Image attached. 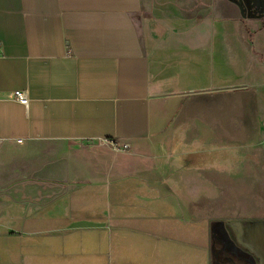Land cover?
Here are the masks:
<instances>
[{
	"label": "crops",
	"instance_id": "crops-1",
	"mask_svg": "<svg viewBox=\"0 0 264 264\" xmlns=\"http://www.w3.org/2000/svg\"><path fill=\"white\" fill-rule=\"evenodd\" d=\"M238 1L233 15L204 0L201 17V0H0L1 264H216L218 242L254 250L214 205L262 177L258 145L235 179L212 159L262 114L264 0Z\"/></svg>",
	"mask_w": 264,
	"mask_h": 264
},
{
	"label": "rangeland",
	"instance_id": "rangeland-1",
	"mask_svg": "<svg viewBox=\"0 0 264 264\" xmlns=\"http://www.w3.org/2000/svg\"><path fill=\"white\" fill-rule=\"evenodd\" d=\"M225 5L233 7V15H239L238 13L244 10L238 0H217L216 6L218 10H225ZM208 7L209 4L201 0L200 6L196 8V13L200 11L201 17H203L204 11L208 10ZM241 15L246 16V13L243 12ZM201 30L209 31L211 28L208 25H204ZM222 30L232 31V27L229 26ZM259 89L260 92L258 97L261 101L260 109L262 114L259 115L258 120H256V126L255 129H253L254 132L244 134L241 130H234L226 139L223 138L218 140L217 145L219 149L215 157L213 155L212 158L218 161L226 160L229 164L233 162V164H231L232 168L230 167L231 172L234 174L233 179L238 177L236 174V163L241 162L247 152L252 153L254 151V146L258 145V148H260L261 152L264 154V88L261 87ZM261 160L263 167H261L262 177L261 179L259 178V181L256 174L255 177H250L249 181L246 183L243 178L242 180L244 183H242L241 186L234 185L235 188H233L232 193H228L224 198L218 196L214 203L217 210L216 219H222V222L227 226L232 225V220H238V222L245 225V231L248 232L249 229V232L252 231L249 236L254 250L252 251L245 245L249 249L248 251L239 247H236L238 251L235 249H233L235 250L233 251L228 241H226L227 249L223 248L222 244L218 242L219 246L216 244V264H264V155ZM203 164L205 163H202V165ZM252 171L254 172V168ZM205 231L206 223L201 227L202 240H204L206 236ZM14 264H19V262L15 261Z\"/></svg>",
	"mask_w": 264,
	"mask_h": 264
},
{
	"label": "built area",
	"instance_id": "built-area-1",
	"mask_svg": "<svg viewBox=\"0 0 264 264\" xmlns=\"http://www.w3.org/2000/svg\"><path fill=\"white\" fill-rule=\"evenodd\" d=\"M13 96H14V98H15L18 102H20V103L23 104V105H26V103H27V98H26V96L24 95V93H22V92H20V91H16V92H14ZM18 142H21V140H18ZM106 142H108V144L112 147V149H114V150H115V149H120V148L118 147V145H117L114 141L109 140V141H106ZM121 149H123V150L128 149V145H123V147H122Z\"/></svg>",
	"mask_w": 264,
	"mask_h": 264
},
{
	"label": "trees",
	"instance_id": "trees-1",
	"mask_svg": "<svg viewBox=\"0 0 264 264\" xmlns=\"http://www.w3.org/2000/svg\"><path fill=\"white\" fill-rule=\"evenodd\" d=\"M249 160H253V161H256L255 157H249Z\"/></svg>",
	"mask_w": 264,
	"mask_h": 264
}]
</instances>
